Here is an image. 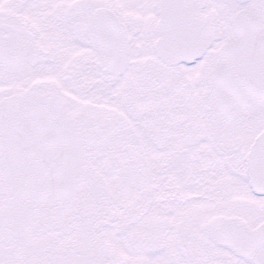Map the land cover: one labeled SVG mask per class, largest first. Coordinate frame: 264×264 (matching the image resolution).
<instances>
[{
	"label": "snow or ice",
	"instance_id": "1",
	"mask_svg": "<svg viewBox=\"0 0 264 264\" xmlns=\"http://www.w3.org/2000/svg\"><path fill=\"white\" fill-rule=\"evenodd\" d=\"M0 264H264V0H0Z\"/></svg>",
	"mask_w": 264,
	"mask_h": 264
}]
</instances>
